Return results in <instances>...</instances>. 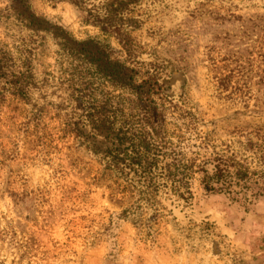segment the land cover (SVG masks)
<instances>
[{"label":"rangeland","instance_id":"374dc122","mask_svg":"<svg viewBox=\"0 0 264 264\" xmlns=\"http://www.w3.org/2000/svg\"><path fill=\"white\" fill-rule=\"evenodd\" d=\"M137 4L130 16L139 25L140 61L161 69L168 98L185 100L208 138L200 149L187 133L186 149L200 151V159L235 152L263 170L244 145L247 133H264V0ZM6 6L0 0V42L12 49ZM32 7L78 39L101 36L75 4L32 0ZM45 35L34 61L39 77L56 74L57 46ZM56 102L51 95L38 111L0 96V264H264V194L251 191L245 200L212 192L200 173L190 203L151 195L164 217L150 232L142 218L122 216L135 198L104 168L113 145L90 126L76 130L71 111ZM170 111L169 128L185 127Z\"/></svg>","mask_w":264,"mask_h":264},{"label":"trees","instance_id":"16d2710c","mask_svg":"<svg viewBox=\"0 0 264 264\" xmlns=\"http://www.w3.org/2000/svg\"><path fill=\"white\" fill-rule=\"evenodd\" d=\"M47 1L81 7L86 24L101 36L78 39L61 26L52 28L33 10L32 0H6L3 17L14 44L10 49L0 42V96L18 97L42 111L43 102L53 95L57 110L71 111L70 124L76 130L90 126L94 135H105L113 146L102 157L104 168L135 198L123 210L124 218H142L143 227L152 232L164 213L163 204L151 201V195L190 203L193 181L200 173L201 184L212 192L245 200L251 191L264 194V133H247L244 145L257 156L261 171L251 170L235 152L200 159V151L186 149L187 133L195 136L194 146L200 149H208V138L201 135L186 101L174 103L168 98L161 69L140 61L141 47L133 36L139 25L130 16L139 0ZM46 33L57 46L56 74L39 77L34 61ZM172 109L185 127L169 128Z\"/></svg>","mask_w":264,"mask_h":264}]
</instances>
